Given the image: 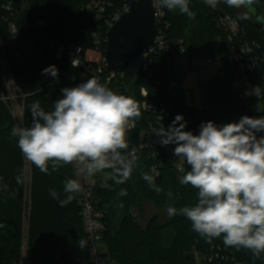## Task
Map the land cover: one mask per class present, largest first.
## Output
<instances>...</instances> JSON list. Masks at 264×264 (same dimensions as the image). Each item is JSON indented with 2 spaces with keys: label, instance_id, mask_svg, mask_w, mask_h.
<instances>
[{
  "label": "trees",
  "instance_id": "16d2710c",
  "mask_svg": "<svg viewBox=\"0 0 264 264\" xmlns=\"http://www.w3.org/2000/svg\"><path fill=\"white\" fill-rule=\"evenodd\" d=\"M116 6L126 0H114ZM84 0H0V38L14 81L24 105L23 125L32 123L31 105L39 100L46 111L54 109L53 102L62 96L61 89L74 87L94 77L87 69H74L69 62L71 48L81 47L85 55L90 54L92 34L96 23L91 13L82 10ZM12 3L11 10H7ZM218 6L237 17L248 29L250 35L258 40L264 49V25L252 19H244L236 8L223 2ZM256 10L264 11V0L253 5ZM190 8L195 19L183 14H172L168 18L172 23L171 35L184 39L187 51L195 56L220 61L221 66L214 78L205 85V107L198 110L186 103L184 96L175 97L169 92L171 81L170 68L165 66L158 79L161 80V94L171 112V124L176 115H182L187 122L185 131L198 134L200 125L213 121L217 125L238 122L244 116H264L251 113L238 95V83L235 70L226 58L227 46L224 34L218 29L215 17L203 0H190ZM44 21L40 27L38 22ZM11 23L19 27H28L13 39ZM189 31V32H188ZM55 40L66 47V54L60 57L48 50L42 39ZM217 38L221 40L217 45ZM32 47V49H30ZM43 56L40 57V53ZM20 56H16L17 54ZM55 65L58 78L42 74V70ZM257 78H263L264 65L256 72ZM105 85L106 75L98 79ZM146 87L151 93V85L142 78L126 76L122 85L112 83L111 90L118 94L133 97L141 105L140 89ZM2 73L0 67V90ZM136 120V129L128 135L127 141L137 144L138 137L145 129L148 114L141 110ZM18 126L8 106L0 99V264H92L90 251L81 248L78 241L86 242V232L78 204L74 199L61 206L66 199L64 183L75 179L74 164L63 165L53 172L49 164V174L41 172L27 161L18 147V138L11 130ZM179 126V125H177ZM264 132L257 133V136ZM128 151L124 152L128 155ZM138 157L131 178L123 184H116L111 171L107 181H98L96 194L101 199L100 208L104 213L106 233L103 241L109 251L105 264H198L196 259H188L192 247L202 255L200 264H264V254L254 258L251 251L235 247H226L222 238L207 242L193 231L191 222L182 215L173 216L165 225L161 224L159 214L148 217L146 225L140 221L143 203H151L158 212L166 210L170 197L174 207L194 206L198 202V190L190 185H181L170 157L160 148L143 147L135 154ZM153 165H158L160 175L155 183L162 191L157 193L142 178V173L151 175ZM187 171L190 170L186 166ZM17 177L22 182L17 183ZM54 189L58 199L50 195ZM121 189L127 195L120 196ZM122 208L126 215L117 228H113L116 215ZM172 230L173 241L165 244L164 233ZM26 242V254L23 250ZM218 254V260L212 263L204 258Z\"/></svg>",
  "mask_w": 264,
  "mask_h": 264
},
{
  "label": "clouds",
  "instance_id": "9594fccd",
  "mask_svg": "<svg viewBox=\"0 0 264 264\" xmlns=\"http://www.w3.org/2000/svg\"><path fill=\"white\" fill-rule=\"evenodd\" d=\"M203 2L213 8L223 2L252 11L257 0ZM160 5L195 19L190 0H160ZM257 21L264 17L257 16ZM42 74L58 78V69L51 65ZM61 92L53 110L46 111L39 100L34 101L31 126L11 130L24 158L45 174H49L50 163L53 172L75 163L87 177L110 169L116 184L125 183L138 160L134 151L124 154L129 149L125 133L141 117V105L96 77ZM260 93V86L255 85L246 94L259 97ZM186 123L178 114L167 130L162 127L156 134L163 146L175 144L173 154L189 166L179 183L198 190V202L179 209L169 207L167 214L186 217L193 231L209 243L222 238L224 246L243 248L260 258L264 254V135L258 137L257 133L264 132V116L244 115L238 122L223 125L210 120L202 123L195 135L184 130ZM142 178L157 193L162 191L152 175L142 173ZM21 182L17 177V183ZM81 187L78 180L67 179L64 192L68 195L60 201L61 206L70 203ZM50 195L59 198L54 189ZM119 195H127V190L121 189ZM78 243L83 248L86 242L80 239Z\"/></svg>",
  "mask_w": 264,
  "mask_h": 264
},
{
  "label": "built area",
  "instance_id": "2783aa9c",
  "mask_svg": "<svg viewBox=\"0 0 264 264\" xmlns=\"http://www.w3.org/2000/svg\"><path fill=\"white\" fill-rule=\"evenodd\" d=\"M130 0H126L121 5L116 6L114 0H84L82 10L91 13L96 23V30L92 34L93 48L90 54L85 55L81 47L71 48L69 58L70 65L74 69H87L92 72L93 76L100 79L106 75V87H111L112 83L122 85L126 76L111 70L106 61V51L108 43V31L119 21V19L130 11ZM137 1V0H136ZM12 3H9L7 10H11ZM154 10V20L156 26V36L152 47L145 49L142 54V73L137 78H142L151 85V93L144 86L140 89L141 110L148 114L145 122V129L138 137L137 144L129 143L128 152L136 154L140 148H160L167 154L174 151L175 144L163 146L160 143V137L156 134L162 127L168 129L171 125V112L167 107L165 98L161 94V80L158 79L165 66H168V59L173 58L177 54H186L187 48L184 39L170 36L172 23L168 18V10L162 8L160 0H152ZM216 21L218 29L224 34L225 44L227 46L226 58L229 64L235 70V78L238 83V95L246 108L253 114L264 115V76L257 78L256 72L264 65V49L262 44L253 38L248 29L241 21L222 10L218 5L213 8L209 6ZM40 27L46 25L44 21L38 22ZM10 31L13 39H17L21 31H28V27H19L15 23H11ZM48 50L54 54L64 57L67 50L55 40H47ZM32 49V47H30ZM17 57L20 56L18 53ZM43 52L40 53V57ZM73 60L77 64L73 66ZM0 67L2 73V87L0 90V99L5 103L15 122L18 126L23 125L24 105L20 103L25 97L20 94L19 89L14 81L11 69L9 67L2 42L0 38ZM171 75V74H170ZM259 85L261 93L259 97L246 94L249 90ZM169 92L175 96H181L178 92V83L172 80L169 82ZM137 122L135 120L134 127L126 130L127 135L136 129ZM187 164L180 161L173 169L179 182L180 177L187 171ZM110 169L102 172H109ZM101 173V172H99ZM99 173L92 177L84 175L83 193L77 196L78 204L81 208V215L86 232V245L90 251L92 264H105L107 255L105 256L99 248L104 241L106 233V223L104 213L100 208L101 199L96 194V185L99 181ZM154 178H158L160 170L158 165H153L150 170ZM218 254L205 257L204 260L212 263L218 260Z\"/></svg>",
  "mask_w": 264,
  "mask_h": 264
},
{
  "label": "rangeland",
  "instance_id": "374dc122",
  "mask_svg": "<svg viewBox=\"0 0 264 264\" xmlns=\"http://www.w3.org/2000/svg\"><path fill=\"white\" fill-rule=\"evenodd\" d=\"M248 10L247 8H245ZM253 9V8H252ZM238 13L241 14L242 18H249L248 14H246L242 9H237ZM249 11V10H248ZM172 14H179L178 11H170ZM252 14L255 13V10L249 11ZM189 32V31H188ZM221 43V40L217 38V45L219 46ZM168 66L171 71V78L174 80V82L178 83V92L181 96H184L186 99V103L190 107H194L198 110H201L205 107L204 104V95L205 90L204 87L206 84H208L217 73L218 69L221 66L220 61L212 62L210 59L203 58L200 56H195L187 51L186 54H177L173 58L168 59ZM128 135L125 133V138H127ZM170 157V164L172 166H175L178 162H180L179 158L176 157L173 152L169 154ZM75 167V179L78 180V182L81 184V191L76 193L77 196H80L83 193V187H84V174L79 172V166L74 163ZM110 175L106 172L99 173V181H107L109 180ZM174 200L172 197H170L169 203L167 205L166 210L162 212H158L154 206L145 201L143 203V209L141 211L140 221L143 225H146L148 217L154 214H159L161 217V224L165 225L166 223L170 222L173 218L170 217L167 214V209L169 207H174L173 205ZM126 215L125 211L120 208L113 225V228H117L119 224L122 222L124 216ZM165 237V244L166 246H169L174 237V233L172 230H167L164 233ZM103 248H105L106 243L103 242ZM26 242L24 244V258L26 254ZM108 249V248H107ZM103 250V251H102ZM100 250L105 256H109V251L105 253L104 249ZM191 253H194L196 255V261L198 264H200V259H202V255L200 252L196 249L195 246L192 247ZM80 264H85L84 262H81Z\"/></svg>",
  "mask_w": 264,
  "mask_h": 264
},
{
  "label": "water",
  "instance_id": "95a60500",
  "mask_svg": "<svg viewBox=\"0 0 264 264\" xmlns=\"http://www.w3.org/2000/svg\"><path fill=\"white\" fill-rule=\"evenodd\" d=\"M129 2L130 11L108 31L105 57L111 70L137 78L142 73L143 51L154 44L156 26L152 0ZM186 258L194 260L196 255L188 253Z\"/></svg>",
  "mask_w": 264,
  "mask_h": 264
},
{
  "label": "flooded vegetation",
  "instance_id": "af4514ba",
  "mask_svg": "<svg viewBox=\"0 0 264 264\" xmlns=\"http://www.w3.org/2000/svg\"><path fill=\"white\" fill-rule=\"evenodd\" d=\"M240 9H242L246 14H248V16H250L249 18H244V19H252L253 21L258 22V21H257V16L264 17V11H259V10L254 9V10H255V13L252 14L251 12H249L248 10H246V9L243 8V7L240 8ZM236 10H237V9H236ZM237 12H238V10H237ZM238 14L241 16L240 13H238ZM241 18H242V16H241ZM260 23H261L262 25H264V21H260Z\"/></svg>",
  "mask_w": 264,
  "mask_h": 264
},
{
  "label": "crops",
  "instance_id": "0c3cea01",
  "mask_svg": "<svg viewBox=\"0 0 264 264\" xmlns=\"http://www.w3.org/2000/svg\"><path fill=\"white\" fill-rule=\"evenodd\" d=\"M99 248H100V250H102V249H104L105 251V253H107L108 252V249H107V246L105 245V248H103V244H100L99 245ZM103 251V250H102Z\"/></svg>",
  "mask_w": 264,
  "mask_h": 264
}]
</instances>
